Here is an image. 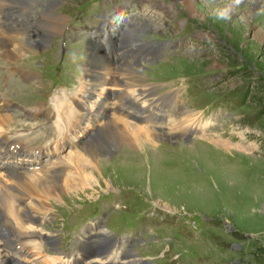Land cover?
<instances>
[{
    "label": "rangeland",
    "instance_id": "374dc122",
    "mask_svg": "<svg viewBox=\"0 0 264 264\" xmlns=\"http://www.w3.org/2000/svg\"><path fill=\"white\" fill-rule=\"evenodd\" d=\"M54 1L56 6L49 9L63 19L64 26L71 23L69 18L79 7L101 2ZM151 1L155 2L151 27L157 29L151 28L145 38L172 42L186 36L191 49L184 54L174 52L166 56L167 52L162 49L157 61L151 64L141 61L140 68L133 67L141 77L140 82L134 79L137 88L146 94L147 102L158 99L166 103L172 94L178 104L184 106L187 102L186 109L197 113L199 120L210 118L213 132L220 135L221 142L228 139L238 142L235 133H240L253 149L243 153L197 138L186 142L184 138L176 139L175 131L165 129L157 131L161 134L151 142L144 137L145 133H140L144 143L112 144L109 153L98 159L96 170L88 171L87 163L84 166L83 161H79L83 163L80 167L87 170L84 178H78L80 192L63 190L58 198L45 199L38 212L27 209L35 221L30 230L38 236L57 239V243L56 246L54 241L42 244L36 235L32 241L41 242L42 246L39 250L30 246L29 255L23 258L16 254L17 264H50V259L60 264L56 260L65 261L75 253H83V248L91 250L86 245L88 232H97L98 226H105L108 234L123 233L138 239L141 231L144 243L140 241L142 246L136 247L138 255L156 264H264V15H260L264 4L248 12L245 21L249 24H238L241 10H235L230 20L221 21L212 11L198 6L203 0H195L194 16L181 8L179 0ZM135 4L144 5L142 0H114L111 6H103L104 3L103 8L90 6V12L86 7L82 14L100 13L105 8L112 13V8L118 6L135 9ZM4 7L0 5V10ZM17 7L22 13L26 9L22 5ZM34 11L41 13V6L36 5ZM34 13L30 9V18L35 17ZM37 14L41 21L34 24L41 28L44 18ZM76 26L78 24H72ZM61 32L51 36L38 51L21 52L13 61L0 58V95L14 104L0 115L12 117L3 121V130L7 139H17L29 151L46 148L56 138L51 127L42 124L38 117L28 118L19 113L16 107L47 104L48 97L60 88L74 91L82 76L78 72L84 65L82 57L64 54L60 61L56 40ZM38 33L40 35L41 30ZM85 36L86 33L83 38ZM127 37L136 40L140 35L129 31L124 39ZM58 64H62L64 73L55 82L54 72H61V68L55 66ZM12 67H23L35 73L38 80L24 79L23 82L17 77L18 73L12 77ZM148 104L145 103L144 110H148ZM179 106L181 109L182 105ZM173 113L168 114L170 119H174ZM121 118L119 120L123 121ZM195 120L192 124L200 128L201 124ZM131 121L137 125L143 123L133 118ZM100 123L96 136L102 141L104 138L99 133L104 125ZM96 144L94 142L93 147ZM112 145L100 142L96 151L104 153ZM57 154L62 157L67 154L66 158L77 164L80 153L70 154L68 148H64ZM101 158L107 159L106 163L100 164ZM18 163L29 161L18 160ZM1 178L11 185L6 173L0 171ZM5 236L9 238L8 234Z\"/></svg>",
    "mask_w": 264,
    "mask_h": 264
},
{
    "label": "bare ground",
    "instance_id": "6f19581e",
    "mask_svg": "<svg viewBox=\"0 0 264 264\" xmlns=\"http://www.w3.org/2000/svg\"><path fill=\"white\" fill-rule=\"evenodd\" d=\"M179 2L181 8L187 14H196L194 10L195 0H179ZM56 4L57 2H55L54 0H0L1 6H16L15 8H18L17 5H22L26 8L23 11V14H21L20 16L15 15L12 21L11 17L7 22L4 21L2 14H0V23L3 26V28L0 29V58L8 61H13L18 57L21 52L38 51L37 49L44 48L48 39L51 36L58 34L64 27L63 19L57 13H52V11L49 9L52 6H56ZM260 4H264V0H243V2L236 9L241 10L243 19L236 22L238 24H249L245 21L249 14L248 12L252 8ZM36 5L41 6V13L36 14L39 17L44 18L42 19V23L44 24V26L41 28H39L37 24H34V21H41V19L38 18L34 13L36 12L34 11V9H36ZM198 6L205 7L207 10L211 11L214 5L208 3V0H203L202 2L198 3ZM30 9L31 12L35 14L34 18H30ZM260 15L263 16L264 12L262 11ZM20 20L25 23V27L26 25H28L29 27L31 26L32 31L18 32L15 29V26L17 25V23L21 22ZM10 22L12 23V25H9ZM38 30H41L42 32L40 35L38 33ZM39 44L42 46H40ZM98 62L103 65L109 66V64H107V62H105L104 60L98 59ZM126 73L128 76L127 86L138 87V84L136 82H140L141 77L135 72L133 67L128 68V71ZM32 76L33 73L30 72L28 73V75H26L25 78L31 79L36 77ZM134 79H136V82L134 81ZM93 87H95L94 83L87 84L88 91L94 89ZM90 94L91 92H89L85 96V98H89ZM171 98L172 97H170V99ZM51 99L52 100L50 102L54 104V108L57 111V113H55L54 115L55 121L53 123L57 142L53 147L46 148V154H44V152L39 151L30 153V151L23 149L25 148L24 146L21 147L16 145V140L10 141L9 138H5L6 135L3 134V121L12 119V117L4 118L3 116H0V159H9L10 164H12L11 161H14V158H17L16 156H20L22 157V159L26 158L27 160H30L31 158L33 159V162L31 164H26L27 167H20V169L24 170V172H20L19 175L15 176H6V180L10 181L11 185H7V183L2 181V179L4 178L0 179V252L7 253V255L0 254V264H13V262H17L15 253H17L18 257V253L21 252V256H27L28 248L30 246L38 250L40 249V247L42 246L41 243L31 240V238L35 236V234L30 230L33 228H31L30 226L35 221L33 220L34 217H32L31 215L32 213L27 209H33L38 212V209H42L40 204H44L45 199L48 200L49 198H58L63 190L70 191L71 193H75L76 191L80 192V181L78 180L84 178V173L87 172L86 169L80 167L81 164L84 163L83 165L85 166V164L87 163L86 167H90L88 171L92 169L96 170L97 161L98 159H100V156H106V154H108L109 151L112 149L113 145L123 143V145L125 144L127 146H133L136 144L138 145L140 143H144V140L142 139L143 136L140 133H145L144 137H147L146 139L147 141L149 140V142L152 141V138L161 134L158 133L157 130H153L152 128L145 129L137 125L121 121L115 117H111L110 119L101 122L104 126L102 127V131L99 134L103 136L104 140L106 138L105 141H101L100 137H98V135L96 136V133H93L91 137H89L86 134L87 131L82 127V123L84 121L87 123L91 122L93 126L99 121H92L90 119H86L84 116H81V118L75 124H73L75 115L73 110L69 107V104L71 103L70 98H66L61 93H57L53 94ZM1 101L2 100H0V102ZM144 101L146 102L149 100L147 99ZM9 104L11 103L3 102L2 104H0V110L8 109ZM108 105H112V103H109ZM167 106L169 108V111L172 113V109H174V107L176 106L175 101L171 99L168 102ZM39 109H41L40 106ZM39 109H35L31 115L39 117L41 116L45 119H48V117L52 115V112L48 111L47 113H44L41 111L42 109ZM24 111L30 114V108ZM37 112L39 114H37ZM173 114L175 115V113ZM182 115L184 116L174 119H170L167 115L165 119V127L170 125L168 127L169 130L177 131L180 134L186 133L188 127L196 128V126L192 123L196 119H194L193 115H196L195 117H197V113L186 110ZM210 122L212 125V121L208 118V120L206 119L201 123L200 127L201 136H203L205 139H209L210 137L209 142L218 145L220 148L222 147L223 149L229 147V149H235L243 153H245V150L251 151L253 149V145L250 144L249 141L246 142L245 138L240 133H235V136L238 137V142L235 143H232L231 141H229V139L227 141L223 140L225 142H221V137L216 132L213 133L215 135H212V133H205L206 129L211 127ZM94 142L97 143L96 146H98V143L100 142H107L108 145H113L104 153H97L96 146L93 147ZM151 144L148 143L147 145L150 146ZM9 146L11 150H16L14 154H12L10 150H8ZM65 147L69 148L68 150L70 151V154L74 152L80 153L76 158L77 164H74V160L71 161V158H66L67 154L63 157L57 154ZM250 151L247 152L250 153ZM3 152L5 154H8V157L2 158ZM66 159L69 161H67ZM80 160H82L83 163H79ZM106 160L107 159L105 158H101L100 164L106 163ZM0 167H3L5 170L10 168L8 165H2V163H0ZM70 174H73V177L68 176L66 178H63L62 180L61 177ZM64 180L69 181L65 182ZM20 211H22L24 215ZM27 228H29V230H27ZM100 231L105 232L104 229ZM91 233L92 232H90V234ZM5 234H8L9 238L5 239L4 237H7L5 236ZM39 236L42 235L39 234ZM52 241V238L50 240L47 239V242L49 244ZM10 245L12 246V248L10 247ZM59 260L60 259H58V261ZM49 262L50 264H53L54 261L49 260ZM72 263H83V261L73 260ZM65 264L70 263L67 261Z\"/></svg>",
    "mask_w": 264,
    "mask_h": 264
},
{
    "label": "clouds",
    "instance_id": "9594fccd",
    "mask_svg": "<svg viewBox=\"0 0 264 264\" xmlns=\"http://www.w3.org/2000/svg\"><path fill=\"white\" fill-rule=\"evenodd\" d=\"M243 2V0H220L217 3V0H208V3L213 4L212 7V15L221 21L230 20L235 13V10L239 7V5ZM243 19V17H241Z\"/></svg>",
    "mask_w": 264,
    "mask_h": 264
}]
</instances>
